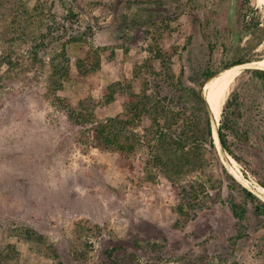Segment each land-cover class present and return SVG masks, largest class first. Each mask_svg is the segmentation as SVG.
I'll return each instance as SVG.
<instances>
[{
	"label": "rangeland",
	"instance_id": "1",
	"mask_svg": "<svg viewBox=\"0 0 264 264\" xmlns=\"http://www.w3.org/2000/svg\"><path fill=\"white\" fill-rule=\"evenodd\" d=\"M250 4L263 26L264 0ZM236 13V0H0V264H264V217L227 176L264 201L254 68H240L215 118L232 154L215 144L178 176L148 164L143 143L126 158L99 146L89 125L121 115L130 93L167 110L179 81L239 67L226 68L245 51ZM253 53L264 57V39ZM134 121L141 133L150 120Z\"/></svg>",
	"mask_w": 264,
	"mask_h": 264
},
{
	"label": "trees",
	"instance_id": "2",
	"mask_svg": "<svg viewBox=\"0 0 264 264\" xmlns=\"http://www.w3.org/2000/svg\"><path fill=\"white\" fill-rule=\"evenodd\" d=\"M236 7L238 11L236 15L239 17L237 21L239 25L238 34H240L239 41L242 42L244 40L245 46L243 49L245 48V51L240 52L242 50L238 45L237 49L234 50L235 56L232 57V61L226 68L259 59L256 58L253 51L264 39V25H260L258 15L255 14L257 13V8L254 9L250 4V0H236ZM38 63L43 64L44 62L38 61L35 64ZM43 66L41 69H43ZM82 67L83 61L78 60L76 62L78 73L82 72ZM60 69L66 74V67H61ZM251 72L264 84V68L252 69ZM213 75L214 73L206 74L204 80L210 79ZM178 84L180 94L176 102L172 103V100L166 96L169 99L167 101L168 106H166L167 110L164 109V105L150 104L148 103V98H145L147 101L143 102L136 93H130L127 103L123 102L121 115L107 117L103 121H90L91 124L89 125H91L90 129L93 132V140L99 146L111 149L123 158L133 154L136 148L143 143L152 152L151 157L147 161L148 164L159 166L160 170L170 174L168 175L169 178L178 176L185 166H191L190 168L193 170L196 166L201 168L204 165V153L208 151L215 152L216 148L212 131V117L204 97L197 89L203 84V81L196 87L187 86L183 81H179ZM109 87H112V85H109ZM184 96L188 99L187 102L192 104L190 106L191 112L195 113L193 121L191 117H186L185 112L188 108L186 107V101L183 100ZM114 100L115 97L113 95L107 97V102ZM230 103L231 101L229 100L226 102L222 116ZM173 106L180 107V109L172 111ZM154 114L155 116L163 117L164 122L159 124L158 117L153 118ZM73 115V112H69L67 113V118L74 123L78 121L82 123L81 120L83 118L80 113L76 112ZM167 115L169 116L167 117ZM142 117L149 118L150 121L149 125L143 128L140 133L134 130V120L142 119ZM178 120H182V122L178 124ZM173 125H177V128H173ZM217 137L223 150L230 153L226 127L222 122L217 128ZM177 151H180V154ZM227 176L232 186L236 185L240 188L244 201L252 203L255 214L263 218L264 201L250 191L248 187L240 183L232 174L227 173ZM259 185L264 188V183H259ZM198 186L202 192L206 188L203 183L198 184ZM193 194V199H197L196 192ZM229 204L234 217H242L245 214L244 207L235 203L232 198Z\"/></svg>",
	"mask_w": 264,
	"mask_h": 264
},
{
	"label": "bare ground",
	"instance_id": "3",
	"mask_svg": "<svg viewBox=\"0 0 264 264\" xmlns=\"http://www.w3.org/2000/svg\"><path fill=\"white\" fill-rule=\"evenodd\" d=\"M250 63V62H248ZM246 65H236L239 67H235L234 69L226 70L220 74L215 75L210 81L205 83L204 86V92L205 96L207 98V101L209 103L211 115H212V131H213V138L216 145L219 144L218 137L216 136V120L219 117L221 107L223 105V102L227 96L228 89L231 85V81L233 78L238 75L240 72V68L242 67H252L254 69L257 68H264V57L259 59L256 64H247ZM209 109V108H208ZM213 113V114H212ZM235 177V176H234ZM236 178V177H235ZM238 178V177H237ZM236 178V179H237ZM239 180V179H237ZM245 185V184H244ZM246 186V185H245ZM248 187V186H246Z\"/></svg>",
	"mask_w": 264,
	"mask_h": 264
},
{
	"label": "water",
	"instance_id": "4",
	"mask_svg": "<svg viewBox=\"0 0 264 264\" xmlns=\"http://www.w3.org/2000/svg\"><path fill=\"white\" fill-rule=\"evenodd\" d=\"M213 77H214V76H213ZM213 77H212V78H213ZM212 78H210V79H208L207 81H205V82L202 84L201 88H200V92H201L202 96L204 97V99H205V101H206V103H207V106H209V103H208L207 98H206V96H205L204 86H205V83H207L208 81H210ZM208 108H209V110H210V107H208ZM221 109H222V107H221ZM209 112H211V111H209ZM210 114H211V113H210ZM212 114H213V113H212ZM211 117H212V115H211ZM215 133H216V136H217V129H216ZM248 188H249L250 191H252L253 193H255L256 188H254V187H248Z\"/></svg>",
	"mask_w": 264,
	"mask_h": 264
}]
</instances>
